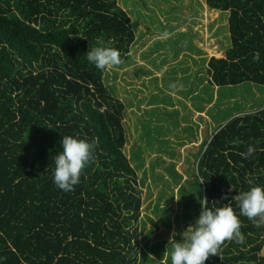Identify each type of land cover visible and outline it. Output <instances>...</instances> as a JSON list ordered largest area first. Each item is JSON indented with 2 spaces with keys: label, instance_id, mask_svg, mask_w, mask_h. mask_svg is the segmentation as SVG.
<instances>
[{
  "label": "trees",
  "instance_id": "obj_1",
  "mask_svg": "<svg viewBox=\"0 0 264 264\" xmlns=\"http://www.w3.org/2000/svg\"><path fill=\"white\" fill-rule=\"evenodd\" d=\"M205 4V2H204ZM197 44L230 12L231 47L209 60L210 85H264V0H206ZM201 40V42L199 41ZM107 43L121 61L136 42L118 0H0V256L5 264H138L143 189L125 152L127 106L86 57ZM218 43V44H215ZM259 53V60L254 56ZM94 143L72 192L53 183L62 136ZM252 145L256 152L241 153ZM196 188L208 208L264 186V109L233 117L202 149ZM231 190V191H230ZM228 200L224 199L225 195ZM232 199V200H231ZM243 242L205 264H264V226L240 215Z\"/></svg>",
  "mask_w": 264,
  "mask_h": 264
},
{
  "label": "rangeland",
  "instance_id": "obj_2",
  "mask_svg": "<svg viewBox=\"0 0 264 264\" xmlns=\"http://www.w3.org/2000/svg\"><path fill=\"white\" fill-rule=\"evenodd\" d=\"M118 4L134 23L136 42L107 68L105 82L127 106L125 152L144 191L138 264H170V237L194 225L204 207L195 185L202 149L233 117L264 109V85H210L209 60L231 47L230 12L220 28L208 29L204 48L220 44L211 54L195 36L206 0Z\"/></svg>",
  "mask_w": 264,
  "mask_h": 264
},
{
  "label": "clouds",
  "instance_id": "obj_3",
  "mask_svg": "<svg viewBox=\"0 0 264 264\" xmlns=\"http://www.w3.org/2000/svg\"><path fill=\"white\" fill-rule=\"evenodd\" d=\"M87 60L99 70L117 66L121 62L118 49L107 43L91 47L86 54ZM257 53L254 60H259ZM62 151L54 159L53 183L64 192H72L81 182L83 170L94 161V143L72 135H64L60 141ZM256 148L250 145L241 155L252 157ZM231 191V190H230ZM225 200L229 199L226 194ZM239 215L232 206L208 208L205 204L194 225H189L183 232L170 237L172 245L170 264H205L210 256L218 255L225 240L235 239L243 242L241 221L245 216L257 227L264 226V186H254L234 197ZM231 199V200H232ZM179 235V241L176 236ZM6 257L0 256V264H5Z\"/></svg>",
  "mask_w": 264,
  "mask_h": 264
}]
</instances>
